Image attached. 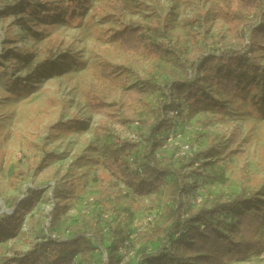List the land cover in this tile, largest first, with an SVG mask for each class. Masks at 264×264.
Masks as SVG:
<instances>
[{
	"label": "rangeland",
	"instance_id": "1",
	"mask_svg": "<svg viewBox=\"0 0 264 264\" xmlns=\"http://www.w3.org/2000/svg\"><path fill=\"white\" fill-rule=\"evenodd\" d=\"M228 1L89 0L67 21L29 23L28 30L12 15L0 18V56L9 51L25 59H0V213L11 214L16 207L5 203L22 199L30 189L39 194L31 213L21 212L11 226L0 227V264H19L34 253H47L40 247L48 235L82 221L95 224L107 245L115 212L121 213L118 224L128 238L105 264H136L135 250L141 244H132V239L161 221L170 201L159 190L131 204L128 198L116 203L112 191L120 185L102 158V140L95 132L100 116L90 110L88 92L119 100L136 83V75L152 73L158 82L181 77L178 67L162 58L124 53L117 38L129 26L144 32L147 40H164L186 52L199 45L206 53L234 46L224 21ZM13 2L0 0V11L2 4ZM205 38L216 41L214 50L204 45ZM256 53L264 65V48ZM103 69L110 75L104 76ZM205 104L194 116L177 120L170 141L172 155L190 141L192 154L199 153L204 162L205 175L189 180L190 197L199 200L218 192L228 197L244 185L257 192L256 204L264 211V105L253 103L247 89L222 105ZM140 112L148 114L135 109L134 116ZM134 125H117L116 133L127 139ZM235 129L241 153L226 154L235 148L230 137ZM32 162L43 164V171L34 175L28 169ZM56 204L61 205L59 215ZM258 233L264 237V216ZM155 246L149 243L147 250ZM104 253L97 250L94 262ZM79 258L76 252L73 260ZM230 264H264V251Z\"/></svg>",
	"mask_w": 264,
	"mask_h": 264
},
{
	"label": "trees",
	"instance_id": "2",
	"mask_svg": "<svg viewBox=\"0 0 264 264\" xmlns=\"http://www.w3.org/2000/svg\"><path fill=\"white\" fill-rule=\"evenodd\" d=\"M89 0H15L2 4L0 18L12 15L22 28L28 24L50 20L67 21L84 8ZM224 21L233 32V44L220 52L206 53L204 46H193L188 52L164 40H147L144 32L129 26L118 36L119 48L126 54L144 56L145 59L162 58L178 67L181 77H164L160 82L151 73L137 76L136 83L127 88L119 100L90 90L87 95L90 110L100 116L95 132L102 140L101 155L112 177L119 186L113 190L116 203L122 198H142L166 191L170 203L162 209V220L149 230L138 232L131 243L141 244L135 250L136 264H230L264 251V237L258 233L264 211L256 204L257 192L241 185L238 193L228 197L222 192L197 199L190 197L189 180L204 176V162L199 153L186 158L169 153L176 135V122L180 117H192L204 103L209 107L230 101L237 91L247 89L253 103L264 105V65L258 61L257 49L264 48V0H230ZM259 21V22H258ZM258 22V25L256 24ZM216 41L204 39V45L214 50ZM3 61H25L19 55L4 51ZM18 59V61H17ZM23 59V60H22ZM58 74L61 70L57 71ZM102 74L109 76L108 70ZM157 94L155 101L152 97ZM148 114L134 116V110ZM172 109L177 114H171ZM134 122L133 131L138 140L121 139L116 126ZM234 149L225 153H241L238 130L231 132ZM178 149V148H176ZM177 152V150H176ZM43 164H29L34 175L42 172ZM196 186V185H195ZM39 201L36 190L30 189L22 199L13 198L15 210L0 213V227L11 226L21 212L29 214ZM245 204L247 206L245 207ZM56 204V215L61 213ZM121 213L115 212L117 221L110 225L109 243L104 244L101 233L89 221L75 223L52 238L43 240L39 252L27 256L19 264H105L121 248L128 235L118 224ZM234 220V224L229 221ZM155 243L152 250L147 244ZM104 252L99 263L94 253ZM79 253L80 258L73 260ZM111 264V263H110Z\"/></svg>",
	"mask_w": 264,
	"mask_h": 264
},
{
	"label": "built area",
	"instance_id": "3",
	"mask_svg": "<svg viewBox=\"0 0 264 264\" xmlns=\"http://www.w3.org/2000/svg\"><path fill=\"white\" fill-rule=\"evenodd\" d=\"M171 114H177V110L175 109H172L170 111ZM173 137L174 136H170L168 138V141H172L173 140ZM127 139H130V140H138V135L132 131L131 133L128 134V138ZM178 154H181L183 156H186V157H189L188 155H192V148H191V142L188 141V142H185L184 144L180 145V148H179V153ZM52 238L55 237L54 234H51L50 235Z\"/></svg>",
	"mask_w": 264,
	"mask_h": 264
}]
</instances>
